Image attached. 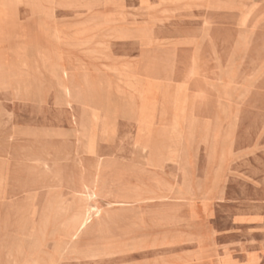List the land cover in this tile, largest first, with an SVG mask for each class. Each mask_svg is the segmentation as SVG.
<instances>
[{
	"label": "rangeland",
	"instance_id": "obj_1",
	"mask_svg": "<svg viewBox=\"0 0 264 264\" xmlns=\"http://www.w3.org/2000/svg\"><path fill=\"white\" fill-rule=\"evenodd\" d=\"M0 196V264H264V0H7Z\"/></svg>",
	"mask_w": 264,
	"mask_h": 264
},
{
	"label": "bare ground",
	"instance_id": "obj_2",
	"mask_svg": "<svg viewBox=\"0 0 264 264\" xmlns=\"http://www.w3.org/2000/svg\"><path fill=\"white\" fill-rule=\"evenodd\" d=\"M6 4H7V0H0V6H6ZM148 7V6H147ZM136 9V8H135ZM144 10V9H143ZM54 13V12H53ZM82 26V25H81ZM97 26V25H96ZM95 28V27H94ZM49 37V36H48ZM57 38V37H56ZM93 38V37H92ZM8 40V39H7ZM2 45H3V43H1ZM195 50V49H194ZM126 57V56H125ZM36 63V62H35ZM103 65V64H102ZM104 66V65H103ZM83 67V66H82ZM106 67V66H105ZM126 67V66H125ZM125 67H123V68H125ZM131 68V67H130ZM127 69H128V67H127ZM64 70V69H63ZM62 70V71H63ZM38 73V72H37ZM64 73V72H63ZM18 77V76H17ZM34 79V78H33ZM150 83V82H149ZM210 86V85H209ZM64 87V86H63ZM150 89V88H149ZM72 90V89H71ZM66 91V90H65ZM38 92V91H37ZM70 98V97H69ZM67 103H68V101H67ZM77 104V103H76ZM80 104V103H79ZM83 106V105H82ZM2 108V107H1ZM82 111V110H81ZM8 113V112H7ZM92 114V113H91ZM81 117V116H80ZM83 117V116H82ZM85 117V116H84ZM83 117V118H84ZM9 118V117H8ZM11 118V117H10ZM82 118V119H83ZM86 118V117H85ZM87 119V118H86ZM81 120V119H80ZM141 122H144L143 120H141ZM80 123H81V121H80ZM94 123H95V121H94ZM85 124V123H84ZM88 126V125H87ZM80 127H82V126H80ZM90 128V127H89ZM97 128V127H96ZM143 128V127H142ZM81 129V128H80ZM83 129V128H82ZM139 129V128H138ZM144 130V129H143ZM46 132V131H45ZM138 132H139V130H138ZM84 132H82V134H83ZM142 133H143V131H142ZM50 134V133H49ZM58 134V133H57ZM81 134V135H82ZM110 134V133H109ZM140 134V133H139ZM45 135V134H44ZM54 135V134H53ZM89 135V134H88ZM138 135V134H137ZM136 135V136H137ZM83 136H85L84 134H83ZM145 136V135H144ZM138 138V137H137ZM140 138V137H139ZM143 138V137H142ZM152 138V137H151ZM83 139V138H82ZM85 139V138H84ZM145 140V139H144ZM152 141V140H151ZM137 142V141H136ZM149 142H150V139H149ZM154 142V141H153ZM87 143V142H86ZM85 143V144H86ZM134 143H135V141H134ZM137 143H139V142H137ZM63 144V143H62ZM84 144V145H85ZM161 144V143H160ZM87 145V144H86ZM85 145V146H86ZM115 145V144H114ZM138 145V144H137ZM171 145V144H170ZM144 146V145H143ZM142 146V147H143ZM146 146V145H145ZM176 146V145H175ZM54 147V146H53ZM58 147V146H57ZM84 147V146H83ZM168 147V146H167ZM85 149V148H84ZM142 149V148H141ZM86 151H87V149H86ZM85 151V152H86ZM154 152V151H153ZM132 154V153H131ZM140 155V154H139ZM146 156V155H145ZM168 156V155H167ZM166 156V157H167ZM136 157V156H135ZM144 157V156H143ZM131 159H133V157L131 158ZM136 159V158H135ZM137 159H138V157H137ZM136 159V160H137ZM163 160V159H162ZM165 160H167V159H165ZM142 160H140V162H141ZM144 161H146V160H144ZM142 163V162H141ZM140 164V163H139ZM170 164V163H169ZM120 166V165H119ZM135 167V166H134ZM127 169V168H126ZM120 171V170H119ZM117 173V172H116ZM119 174V173H118ZM107 177V176H106ZM2 178V177H1ZM106 181H104V183H105ZM142 182V181H141ZM108 185V184H107ZM107 188H109L108 186H107ZM136 187H134V189H135ZM94 185L92 184V183H90V182H83V181H80V182H77V183H75V185H73V186H71L70 188H69V194H70V196H71V198H73L74 200H75V202H81V200H82V198H83V196L84 195H88V197L89 196H91L93 193H94ZM124 190V189H123ZM124 191H126V190H124ZM123 191V192H124ZM133 191V190H132ZM134 191H136V190H134ZM116 193V192H115ZM130 193V192H129ZM132 193V192H131ZM152 193V192H151ZM107 194V193H106ZM109 194V193H108ZM110 195H111V193H110ZM136 195V194H135ZM117 196V195H116ZM1 197V196H0ZM87 197V198H88ZM131 197H134V196H132L131 195ZM137 197H139V195L137 196ZM117 199H115V202H118V203H123V202H125V201H128V199H133V198H130L129 196H125V195H120L119 197H116ZM118 198H121V199H118ZM132 201V200H131ZM117 203V204H118ZM135 203H137V202H135ZM74 204V203H73ZM72 204V205H73ZM71 205V206H72ZM146 206V205H145ZM151 207V206H150ZM72 208V207H71ZM145 208H147V207H145ZM95 209V208H94ZM70 210V209H69ZM68 210V211H69ZM69 213V212H68ZM67 213V214H68ZM105 213V212H104ZM91 216H92V212L90 211V209H84V210H82V209H77V210H75L74 211V213H72L66 220H67V222H70V224H71V227H72V233H71V235H70V238H73L82 228L84 229L85 228V226L88 224V222L90 221V219H91ZM98 217V216H97ZM94 218H96V217H94ZM65 220V221H66ZM66 223V222H65ZM65 227V226H64ZM249 231V230H248ZM79 235V234H78ZM77 237V236H76ZM72 240V239H71Z\"/></svg>",
	"mask_w": 264,
	"mask_h": 264
}]
</instances>
